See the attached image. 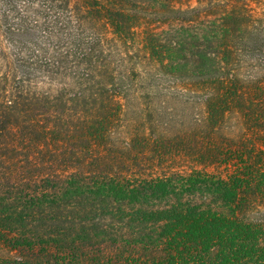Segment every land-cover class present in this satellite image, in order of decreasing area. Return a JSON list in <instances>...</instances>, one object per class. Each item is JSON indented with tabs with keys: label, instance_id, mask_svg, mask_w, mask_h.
<instances>
[{
	"label": "trees",
	"instance_id": "16d2710c",
	"mask_svg": "<svg viewBox=\"0 0 264 264\" xmlns=\"http://www.w3.org/2000/svg\"><path fill=\"white\" fill-rule=\"evenodd\" d=\"M195 1L179 9L172 0H0L1 154L18 141L45 143L69 122H110L113 112L87 113L86 96L128 85L111 50L135 43L144 19L182 21L145 31L142 43L177 79L189 75L207 138L233 110L264 126V13L253 16L248 0ZM65 91L71 101L56 96ZM65 104L85 113L69 106L59 115ZM209 150L231 168L226 176L75 171L1 184L0 264H264V150Z\"/></svg>",
	"mask_w": 264,
	"mask_h": 264
},
{
	"label": "rangeland",
	"instance_id": "374dc122",
	"mask_svg": "<svg viewBox=\"0 0 264 264\" xmlns=\"http://www.w3.org/2000/svg\"><path fill=\"white\" fill-rule=\"evenodd\" d=\"M196 4L195 0H172V5L179 9ZM247 4L253 16L264 13V0H248ZM180 23V20H142L136 28L135 43H120L118 48L112 47L111 50L121 54V59L114 57L113 62L119 65L121 72H125L128 85H113L105 93L94 88L91 94L94 96H86L88 114L97 116L103 112V115H110L113 112L116 116L101 126L69 122V126H61L64 128L58 129V135L45 143H14L17 150L14 153L0 152V185L34 183L46 176L63 177L75 171L150 178L200 170L226 176L231 168L220 162V156L209 149L226 145L235 147L244 142L264 150V126L256 127L247 122L238 110L228 112L220 128L207 138L206 129L198 125L203 105L193 97L198 95L195 94L197 90L188 84L189 75L177 79L174 75L179 77L180 74L176 67L166 62L165 66L159 65V60L151 56L142 43L145 31L161 34L164 30H174L172 28ZM104 34L111 36L109 31ZM162 44V49L168 47V43ZM51 48L50 51H54L53 46ZM109 52L107 49L106 55ZM65 77L70 78L68 75ZM69 78L64 79L65 83L70 84ZM70 93L58 92L56 96L61 95L62 100L68 102L73 98ZM101 102L114 106L103 109L99 105ZM69 106L74 108L71 115L85 113L83 104L80 107L68 104L65 109L56 107L59 115L68 113L66 108ZM117 111H120L119 116L115 114ZM194 118L197 120L193 122Z\"/></svg>",
	"mask_w": 264,
	"mask_h": 264
}]
</instances>
